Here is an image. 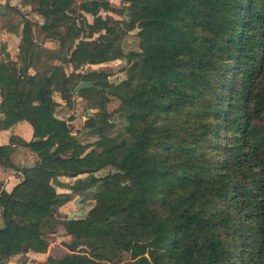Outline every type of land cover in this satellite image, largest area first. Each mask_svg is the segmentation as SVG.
<instances>
[{"label": "trees", "instance_id": "16d2710c", "mask_svg": "<svg viewBox=\"0 0 264 264\" xmlns=\"http://www.w3.org/2000/svg\"><path fill=\"white\" fill-rule=\"evenodd\" d=\"M122 1L121 27L99 14L108 0H18L52 48L31 38L19 7L0 3V31L19 30L16 58L0 49V128H31L29 140L0 145L16 179L9 190L0 181V264L45 252L44 232L58 224L68 252L47 264H264V0ZM132 28L137 49L123 52ZM42 49L59 63L28 72ZM112 59L126 63L118 82L103 69L74 72ZM79 80L92 85L72 92ZM54 95L95 109L81 138L54 115ZM116 118L121 128L105 134ZM13 143L32 165H12ZM77 175L92 204L59 218L78 188L57 191L56 178Z\"/></svg>", "mask_w": 264, "mask_h": 264}, {"label": "rangeland", "instance_id": "374dc122", "mask_svg": "<svg viewBox=\"0 0 264 264\" xmlns=\"http://www.w3.org/2000/svg\"><path fill=\"white\" fill-rule=\"evenodd\" d=\"M109 4L112 6L110 10H99V14L102 17H110L114 20H117L119 26H123L122 20L128 19V12L125 8L126 3L122 0H108ZM78 0H73V4H77ZM20 10L27 16L30 20L32 25L30 26L31 38L40 44H43L47 48L53 47V41L44 40L43 34L41 31L38 30V24L40 21L37 22L38 18L35 16V13L29 11L26 5H22L19 7ZM84 19L86 22H91L92 17L88 13H83ZM35 22V23H34ZM135 28L125 30L120 41L119 45L123 52H127L130 50L137 49V37L135 35ZM97 33H93L90 37H87V33L85 30H82L80 38H95ZM43 50V49H42ZM59 52V51H58ZM54 53L43 50L41 54L36 59H31V66L27 69L28 72H32L34 68L38 71H44L46 68L51 65V63H59L56 58H53L55 55ZM126 63H124L123 59H112L108 60L104 63L100 64H82L77 66L74 69V72H81L83 70L89 68L95 69H103L108 73V80L110 82H118L121 78H123V68L125 67ZM71 70V65L64 64V72L68 73ZM58 105L55 106L54 114L58 117H62L67 120L69 124L70 131L73 132V136H77L81 138L85 135V130L83 128V123L85 118L89 115L90 112H93L94 108H88L87 103L82 97L79 96H71L70 101L68 103H64L60 101ZM88 109L89 112H86ZM113 126L109 128H103V132L107 135H113L117 133V131L121 128L122 122L119 119L113 120ZM98 128V127H97ZM96 128V129H97ZM106 171V168L99 170L97 174H102ZM87 179L85 175H77L75 177H67V176H59L56 178L57 183L61 184L56 186L57 191L66 190V188L74 187L78 188L72 190L70 192L71 198L66 202L62 203L57 208V215L59 218H63L65 214H67L70 210L76 209L77 206L73 204L72 200L77 196H82L80 201L82 205V211L86 212L89 206L92 204L91 189L86 187H80L79 181H83ZM80 187V188H79ZM119 221V220H118ZM120 223V222H119ZM116 225V224H115ZM44 238L47 241V246L45 252L43 253H36L33 251H27L24 254L14 255L9 257L7 262L10 264H47L46 256L52 255L53 257H58L61 254L68 252L65 248L66 244L70 241L69 236L65 235L62 227L58 224L55 226L52 232H48L45 230ZM123 257H126L123 255ZM126 259V258H123Z\"/></svg>", "mask_w": 264, "mask_h": 264}, {"label": "crops", "instance_id": "0c3cea01", "mask_svg": "<svg viewBox=\"0 0 264 264\" xmlns=\"http://www.w3.org/2000/svg\"><path fill=\"white\" fill-rule=\"evenodd\" d=\"M3 2H7L11 5H16L17 7H20L18 0H0V3ZM38 21H40L39 18L37 22ZM18 42L19 30H17L16 32L6 30L0 31V49L3 48V50L7 52L9 58L11 59L16 58L18 52ZM53 97L55 100H57L58 104L61 103L57 96L54 95ZM11 136H15L16 138H19L22 141L29 140L31 136V128L29 124L24 120H19L5 128H0V145L9 143V138ZM9 161L12 163L13 166L16 167L20 166L21 164L24 166H30L33 164V154L26 146L13 143L12 151L9 155ZM12 171L13 170L10 167L5 166L4 159L0 158V181L5 190H9L12 185L16 182L15 176L11 175Z\"/></svg>", "mask_w": 264, "mask_h": 264}, {"label": "water", "instance_id": "95a60500", "mask_svg": "<svg viewBox=\"0 0 264 264\" xmlns=\"http://www.w3.org/2000/svg\"><path fill=\"white\" fill-rule=\"evenodd\" d=\"M92 83L89 80H79L73 87H72V92H76L79 88H83V87H89L91 86ZM87 110V109H86ZM97 128V125L95 127H93L90 132H93L95 129ZM27 166V165H26ZM110 173L116 172L118 171L117 169H111L109 170ZM106 172H103L102 174H105ZM102 174H97V172L94 173V176H99ZM82 196H77L75 197L72 202L73 204H75L77 206L76 209H72L67 213V217H74V216H83L85 213L82 211V205H81V199ZM109 221L114 222L117 226H120L121 224L119 223L117 218L111 217L109 218Z\"/></svg>", "mask_w": 264, "mask_h": 264}, {"label": "built area", "instance_id": "2783aa9c", "mask_svg": "<svg viewBox=\"0 0 264 264\" xmlns=\"http://www.w3.org/2000/svg\"><path fill=\"white\" fill-rule=\"evenodd\" d=\"M9 263V262H8Z\"/></svg>", "mask_w": 264, "mask_h": 264}]
</instances>
